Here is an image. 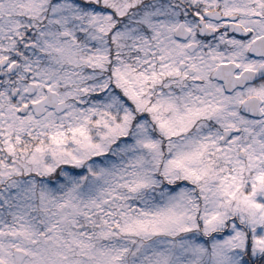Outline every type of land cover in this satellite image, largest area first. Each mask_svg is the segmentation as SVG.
Instances as JSON below:
<instances>
[{"label":"snow or ice","instance_id":"6c2138e0","mask_svg":"<svg viewBox=\"0 0 264 264\" xmlns=\"http://www.w3.org/2000/svg\"><path fill=\"white\" fill-rule=\"evenodd\" d=\"M0 264H264V0H0Z\"/></svg>","mask_w":264,"mask_h":264}]
</instances>
